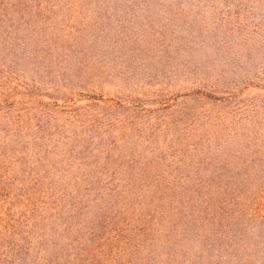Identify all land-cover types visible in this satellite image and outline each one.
Returning a JSON list of instances; mask_svg holds the SVG:
<instances>
[{"label": "rangeland", "instance_id": "1", "mask_svg": "<svg viewBox=\"0 0 264 264\" xmlns=\"http://www.w3.org/2000/svg\"><path fill=\"white\" fill-rule=\"evenodd\" d=\"M0 264H264V0H0Z\"/></svg>", "mask_w": 264, "mask_h": 264}]
</instances>
